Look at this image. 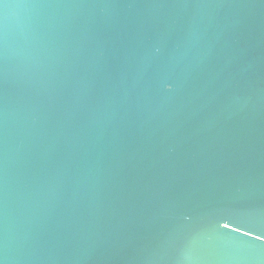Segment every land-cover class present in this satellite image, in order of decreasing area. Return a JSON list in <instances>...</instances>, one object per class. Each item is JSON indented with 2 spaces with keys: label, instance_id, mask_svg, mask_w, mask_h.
Here are the masks:
<instances>
[{
  "label": "water",
  "instance_id": "obj_1",
  "mask_svg": "<svg viewBox=\"0 0 264 264\" xmlns=\"http://www.w3.org/2000/svg\"><path fill=\"white\" fill-rule=\"evenodd\" d=\"M0 264H264V0H0Z\"/></svg>",
  "mask_w": 264,
  "mask_h": 264
}]
</instances>
